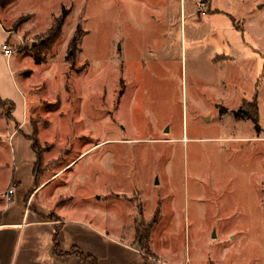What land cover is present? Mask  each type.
<instances>
[{"label":"rangeland","instance_id":"1","mask_svg":"<svg viewBox=\"0 0 264 264\" xmlns=\"http://www.w3.org/2000/svg\"><path fill=\"white\" fill-rule=\"evenodd\" d=\"M0 24L12 50L0 52V207L28 186L33 136L37 186L60 171L36 195L50 217L76 210L127 242L139 209L145 224L158 207L161 258L264 264V0H14ZM224 54L255 62L237 71L246 82L230 85ZM255 92L242 103L262 139L210 114Z\"/></svg>","mask_w":264,"mask_h":264},{"label":"crops","instance_id":"2","mask_svg":"<svg viewBox=\"0 0 264 264\" xmlns=\"http://www.w3.org/2000/svg\"><path fill=\"white\" fill-rule=\"evenodd\" d=\"M0 32L1 46L5 44L6 34L9 31L3 29L0 24ZM222 58L225 60L227 70L231 73V77L228 78L230 85H241L242 82H246L237 76V71L241 72L242 69L255 66L253 60H236L227 54L222 55ZM255 94L256 92L248 98L241 97L234 106L221 102L229 109L227 113L219 112L216 108L218 103H215L210 114L215 113L218 117L228 118L230 126H245L241 123L249 121L254 133L252 132L246 138L260 139V133L255 131L250 119L245 117L237 119L232 115L233 111L241 107L243 100H249ZM205 114L201 119L208 121L210 117L208 113ZM32 170L31 168L26 188L17 192L15 187H12L14 195L11 201L6 202L5 193L1 194V197H4V203L0 207V264H209L200 256V259L192 260L187 256H174L172 252L166 254L168 259L161 258L153 251L150 238L148 241L150 254L145 253L134 238L124 242L113 235L114 231H112L113 234L104 231L101 220L92 222L89 217L77 215L76 210L67 209L65 213L56 210L58 217H50L51 206L48 205L50 199L36 198V195L60 171L37 187H33ZM29 186L31 187L28 188Z\"/></svg>","mask_w":264,"mask_h":264},{"label":"trees","instance_id":"3","mask_svg":"<svg viewBox=\"0 0 264 264\" xmlns=\"http://www.w3.org/2000/svg\"><path fill=\"white\" fill-rule=\"evenodd\" d=\"M14 0H0V7L5 6ZM69 13L68 9L62 8L59 15L54 19L52 25L48 29V33L46 35L47 40H45L44 45L45 49L49 48L60 36L61 31H62V26L64 24V21ZM22 21V20H21ZM80 27L77 26L76 29L74 30L72 36L70 37L68 41V46L71 48L73 52L76 51L77 49V43L80 38ZM33 58L34 61L37 64H40L43 60V58L39 57L36 53H33ZM68 59V58H67ZM8 102V101H3L0 99V104ZM233 117L239 119V118H248L252 121L254 125V129L257 133H260L261 127L259 125V117H258V112L257 108L255 105L247 104V103H242L241 107L232 112ZM31 148L36 154V161L33 167V174H34V184L33 187H37V173L35 172L36 165L40 161V152H39V147H38V141L36 140L35 137H31ZM139 218L134 219V233H135V240L138 246L140 247L141 250L145 251V253L150 254L149 252V247H148V241L150 238V234L152 231V228L154 227L155 223L158 220V215H159V208L157 207L156 210L154 211L151 219L149 222L143 224L142 220V211L139 209Z\"/></svg>","mask_w":264,"mask_h":264},{"label":"built area","instance_id":"4","mask_svg":"<svg viewBox=\"0 0 264 264\" xmlns=\"http://www.w3.org/2000/svg\"><path fill=\"white\" fill-rule=\"evenodd\" d=\"M0 52L8 57L12 54V50L6 45V44H2L0 46ZM13 195H14V189L13 188H9L6 192H5V201L6 202H9L12 200L13 198Z\"/></svg>","mask_w":264,"mask_h":264}]
</instances>
